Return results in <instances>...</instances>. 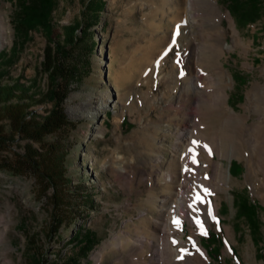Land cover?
I'll return each mask as SVG.
<instances>
[{
	"label": "rangeland",
	"instance_id": "374dc122",
	"mask_svg": "<svg viewBox=\"0 0 264 264\" xmlns=\"http://www.w3.org/2000/svg\"><path fill=\"white\" fill-rule=\"evenodd\" d=\"M187 1L98 0L103 4L98 22L75 47L79 80L72 83L63 103L74 126L33 143L38 150L60 145L66 152L70 189L75 191L73 220L67 219L53 233L52 191L42 195L32 174L12 170L14 153L23 154L29 141L12 132L8 119L2 121V133L15 141L0 151V264H29L25 248L31 235L45 264H66L79 255L71 238L85 231L97 240L85 256L78 257V264H194L191 256L183 262L157 257L165 237L160 227L171 200L167 195L175 196L180 183L174 181L169 189L165 185L173 160L177 165L176 133L190 126L205 136L186 149L199 154L202 183L209 188L203 190L191 181L185 186L206 200L191 203L193 211H200V217L193 214L206 234L183 220L178 226L183 242L170 244L191 255L201 254L206 264H218L202 244L208 232H215L222 243L220 264H264V240L259 255L233 206V194L244 193L264 208V157L256 151L257 137L264 134V9L260 20L242 28L236 27L220 0H193L190 18ZM15 9L14 0H0V52L13 60L10 67L0 64V85L17 81L30 86L34 99L42 101L32 103L29 110L43 116L51 108L43 101L46 40L37 30L13 53ZM81 11L79 0H58L52 14L55 33L79 24ZM197 73L202 78L199 89L209 86L225 93L226 109L236 117L232 123L225 121L221 105L197 108L199 95L194 93L180 113L173 114L170 108L181 105L183 82ZM234 74L244 77L241 87ZM255 86L261 87L263 96L256 110L248 98ZM100 98L105 108L97 111ZM89 99L94 103L82 105ZM257 124H262V131L255 128ZM232 160L242 167L237 176L229 173ZM259 219L264 238V211H259Z\"/></svg>",
	"mask_w": 264,
	"mask_h": 264
},
{
	"label": "trees",
	"instance_id": "16d2710c",
	"mask_svg": "<svg viewBox=\"0 0 264 264\" xmlns=\"http://www.w3.org/2000/svg\"><path fill=\"white\" fill-rule=\"evenodd\" d=\"M16 9L13 12V31L17 39L11 49L13 53L24 45L30 34L39 30L46 40L43 50L41 72L46 74V92L43 101L51 104L47 114L40 116L29 110L34 102L30 86H24L15 81L12 84L0 85V151L8 147V143L15 141L13 136H5L2 121L8 119L12 132L21 139L29 141L23 154L14 153L12 170L17 174H32L45 195L51 189L50 195V220L51 233L57 231L67 220H73L75 213L71 208L74 190H71L70 180L66 176V152L62 151L57 143H52L40 150L33 147V143L41 142L46 136L61 134L68 127L74 126L63 109V103L70 93L72 83H77L81 73V65L75 63V47L84 38L90 36L91 28L97 24L98 15L103 9V4L98 0H79L82 6L80 23H73L62 29V34L55 33L52 14L58 5V0H14ZM233 17L236 27L246 28L256 23L262 15L264 0H220ZM62 37V39H61ZM12 56L0 52V64L12 65ZM234 79L240 87L245 83L244 77L234 74ZM239 95L238 99L241 100ZM229 173L237 176L242 167L234 160L230 162ZM82 198V196H79ZM233 206L236 210L237 220H244L252 236L258 254L261 255L263 233L259 219V211L264 208L252 203L244 193L233 194ZM80 230V229H79ZM73 239L78 244L79 255L71 257L66 264H78L79 256H85L95 245L96 238L90 232L75 234ZM25 250L26 261L29 264H45L37 252L33 235L28 240ZM208 256L220 264L221 241L217 233L208 232L202 242Z\"/></svg>",
	"mask_w": 264,
	"mask_h": 264
},
{
	"label": "bare ground",
	"instance_id": "6f19581e",
	"mask_svg": "<svg viewBox=\"0 0 264 264\" xmlns=\"http://www.w3.org/2000/svg\"><path fill=\"white\" fill-rule=\"evenodd\" d=\"M193 0H188L186 3V11L188 13V18L191 17L190 11L193 8ZM231 27L234 30V26L231 25ZM201 74L197 73L190 82H183V87L181 90V93L179 95V100L181 101V105L175 108H170L173 111V114L180 113L183 106L185 107V103L189 101V99L192 96V93L198 94L199 98L196 100V107L202 108V105H208L211 108L215 107H224V115H225V121L227 123H232L236 117L232 113H229L226 109V104L223 102L225 98L224 92H216L209 86H205L203 89H199L198 83L201 81ZM262 89L260 86H255V88L251 89L248 92V98L249 103L253 104L254 109L257 108V102L262 99L261 95ZM260 93V94H259ZM259 94V95H258ZM96 99V98H95ZM255 101V102H254ZM94 103V100L89 99L88 101L84 102L82 105L92 104ZM105 101H103V98L96 100V110L101 111L103 110ZM252 107V105H250ZM219 109V108H218ZM193 112H195L193 110ZM239 124H241L244 127H247L246 123L243 121H239ZM199 125V124H198ZM193 126V125H192ZM262 124H257L255 126L256 129L262 131L261 129ZM264 131V130H263ZM251 134V132H248ZM177 142L175 145L176 150V162L173 160V163L170 167V170L168 171L165 180H166V188L169 189V185L172 183L177 182L178 179H180V183L178 185V191L175 196L171 197L167 195V199H171L169 201L168 207L165 210V219L163 222V225L160 227V232L164 234V240L160 239V252L158 254L159 261H174V262H180L184 260L186 257H192L194 264H206L205 260H203V257L201 254L196 253L191 255L189 250L180 249V246H178L176 249L172 247L170 244V241H176V243H182L183 240L179 237L178 233V226H176L173 221L179 220L180 223L183 220H188L191 224H196V217L194 216L193 212L198 214L200 217V211H193L191 208V203L195 202L196 197H199L203 202H206L205 198H203L199 193L190 192L188 187L185 186L188 182H193L194 185H198L201 189H208L207 184L202 183V175L200 174V171L203 170V168L200 167V164L198 162L199 154H192L191 151H189L187 148L188 145H197L198 144V137L204 138L201 131L195 127L191 128L188 127L184 131L177 132ZM200 139V138H199ZM258 140V146H257V154L261 157H264V134L257 137ZM212 140V142L214 143ZM195 142V143H194ZM218 144V143H217ZM195 151V150H193ZM195 160V162H193ZM216 167V166H215ZM217 168V167H216ZM198 176L197 178H193L192 176ZM210 209V206L208 207ZM155 232V231H153ZM153 234V233H152ZM157 235V234H156ZM162 235V234H160ZM177 236V237H175ZM161 237V236H160ZM163 237V236H162ZM144 252V251H143ZM185 262V261H184ZM187 262V261H186Z\"/></svg>",
	"mask_w": 264,
	"mask_h": 264
},
{
	"label": "snow or ice",
	"instance_id": "6c2138e0",
	"mask_svg": "<svg viewBox=\"0 0 264 264\" xmlns=\"http://www.w3.org/2000/svg\"><path fill=\"white\" fill-rule=\"evenodd\" d=\"M173 44H175V36L173 37ZM165 54H167V53H165ZM194 143H195V142H194ZM193 162H195V160H193ZM196 199L199 200L200 198L197 197ZM173 223H174L176 226H179L180 221H179V220H174ZM195 223H196L198 226L201 227V234H202V235H203V234H206V233H204V231H203V227H202V224H201V221H200L198 218L196 219ZM174 243H175V241H174Z\"/></svg>",
	"mask_w": 264,
	"mask_h": 264
}]
</instances>
